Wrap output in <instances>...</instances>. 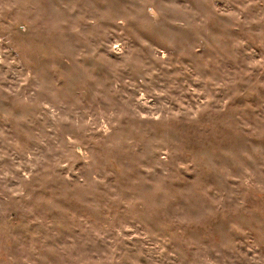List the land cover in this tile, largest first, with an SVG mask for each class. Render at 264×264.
<instances>
[{"label":"rangeland","instance_id":"obj_1","mask_svg":"<svg viewBox=\"0 0 264 264\" xmlns=\"http://www.w3.org/2000/svg\"><path fill=\"white\" fill-rule=\"evenodd\" d=\"M0 264H264V0H0Z\"/></svg>","mask_w":264,"mask_h":264}]
</instances>
